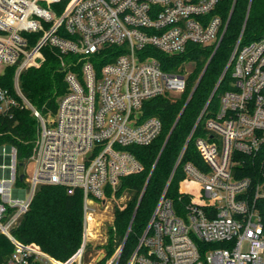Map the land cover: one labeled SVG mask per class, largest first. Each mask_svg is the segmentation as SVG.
I'll return each mask as SVG.
<instances>
[{"label": "built area", "instance_id": "2783aa9c", "mask_svg": "<svg viewBox=\"0 0 264 264\" xmlns=\"http://www.w3.org/2000/svg\"><path fill=\"white\" fill-rule=\"evenodd\" d=\"M39 1L0 0V73L15 65V91L38 120L29 175L18 169L24 164L16 147L0 146V232L14 244L6 264H29L30 258L41 264H264V32L246 43L241 32L212 93L228 70L230 87L207 117L204 106L188 136L203 120L195 139L203 166H183L196 187L190 199L178 211L166 195L167 182L124 262L122 240L110 256L105 251L85 263L94 200L104 202L106 186L116 188L123 176L142 170L125 147L148 144L161 132L159 117L142 115L143 102L186 86L188 75L163 69L145 47L172 55L189 43L217 46L227 21L211 13L220 0H70L60 14ZM38 32L30 44L25 33ZM45 45L76 55L61 61L66 91L46 117L19 88L21 71L43 61ZM112 45L120 50L112 61L94 60ZM15 104L0 88V112ZM41 184L82 193V241L64 261L10 232Z\"/></svg>", "mask_w": 264, "mask_h": 264}, {"label": "trees", "instance_id": "16d2710c", "mask_svg": "<svg viewBox=\"0 0 264 264\" xmlns=\"http://www.w3.org/2000/svg\"><path fill=\"white\" fill-rule=\"evenodd\" d=\"M66 2L67 0L51 1V8L53 6L57 10L62 9ZM211 13L218 14L223 23L227 21L224 34L217 46L189 43L183 52L172 55L145 47L159 60L165 70H177L184 61H191L194 66L178 98L173 99L165 93L145 100L142 104V115L159 117L162 129L148 144H131L125 147L142 164V170L121 178L115 194L119 197L125 192L129 198L124 208H114L113 225L109 227L105 247L106 256H110L122 242L134 214L122 248L121 261L124 262L129 257L167 182L166 195L172 199L178 211L181 210V203L190 199L188 192H194L196 187L185 178L183 166L188 161L198 167L203 166L195 147L196 137L203 132V120L196 125L189 139L188 136L204 106L207 117L217 110L219 95L230 87L231 76L228 70L212 93L241 32V43L258 38L264 32V0H220ZM40 34L25 33L30 44L34 43ZM119 52L117 45L107 46L93 58L103 64L112 61ZM42 54L44 59L38 66L21 71L19 88L29 103L46 117L48 114L49 116L54 114L59 97L66 91L65 69L61 68V61L70 62L76 55L72 53L61 55L55 48L47 45L42 47ZM204 67L205 70L189 97ZM14 72L15 65H9L0 73V88L6 90L16 100V104L10 106L5 113L0 112V146L14 145L18 162L24 164L32 154L38 120L17 95L13 85ZM184 104L185 107L178 117ZM184 144L180 160L176 164ZM22 166L19 165V171L22 170ZM21 183L22 180L18 179L17 184ZM105 188L106 194H109L111 187ZM142 191V197L137 205ZM10 232L21 242L36 243L44 252L58 260L68 259L78 250L82 241L81 191L69 194L61 185H39L29 209ZM212 244L220 246L224 243ZM13 249L14 244L11 240L0 232V264H6ZM29 264L41 263L30 258Z\"/></svg>", "mask_w": 264, "mask_h": 264}, {"label": "rangeland", "instance_id": "374dc122", "mask_svg": "<svg viewBox=\"0 0 264 264\" xmlns=\"http://www.w3.org/2000/svg\"><path fill=\"white\" fill-rule=\"evenodd\" d=\"M51 1L57 2L59 0H40L39 4L42 6L51 7V3H50ZM69 2L70 0H67L63 8L62 9L60 8L61 10L59 8H58L59 10H57L53 8V6L52 8L57 14H60L61 12L64 11V9L66 8ZM193 66H194L193 62L184 61L180 65V67L177 68V71L189 75V72L192 70ZM167 93L168 96L173 99L178 98L181 94L179 91H175V90H170ZM31 168H32L31 162H29V160H25L23 165V172L26 175H29L31 173ZM119 185L116 188H111L110 193L106 194L104 202L99 201V199L94 200L95 202L93 203V208L89 213L90 218L88 219V225H87L88 244L83 254V261L85 263L90 262L91 260L95 259V257L96 259L99 258L102 252L106 251L105 247L108 240V230L109 227L113 225V220H114V208L115 207L119 209L124 208L126 201L129 198L125 192H123L119 197L116 196L115 193Z\"/></svg>", "mask_w": 264, "mask_h": 264}, {"label": "water", "instance_id": "95a60500", "mask_svg": "<svg viewBox=\"0 0 264 264\" xmlns=\"http://www.w3.org/2000/svg\"><path fill=\"white\" fill-rule=\"evenodd\" d=\"M206 65H207V64H206ZM206 65H205V67H206ZM205 67L203 68V70H202L200 76L198 77V79H197L195 85L193 86V88H192V90H191V92H190V94H189V97L192 95V93H193L195 87L197 86V84H198V82H199V80H200V78H201V76H202V74H203V72H204V70H205ZM189 97H188V99H189ZM188 99H187V101H188ZM185 104H186V103H185ZM185 104H184L183 108L181 109V111H180L178 117L180 116L182 110L184 109ZM178 117H177V119H178ZM176 121H177V120H176ZM172 128H173V127H172ZM171 130H172V129H171ZM171 130H170V132H171ZM170 132L168 133V135H167V137H166V139H165V141H164V144H165L166 140L168 139ZM164 144H163V146H164ZM163 146H162V148H163ZM162 148H161V149H162ZM19 164H21V163H19ZM148 177H149V176H148ZM22 178H23V176H22V174H20V175H19V179L21 180ZM147 180H148V178H147ZM145 185H146V184H145ZM142 194H143V191L141 192V194H140V196H139V199H138L137 205H138V203H139V201H140V199H141V197H142ZM136 207H137V206H136ZM133 216H134V214H133ZM133 216H132V218H131V220H130L129 227H130V225H131V223H132ZM128 231H129V228H128V230H127L125 236H124L123 241L126 240V237H127Z\"/></svg>", "mask_w": 264, "mask_h": 264}]
</instances>
